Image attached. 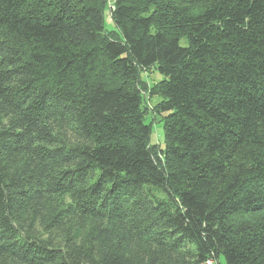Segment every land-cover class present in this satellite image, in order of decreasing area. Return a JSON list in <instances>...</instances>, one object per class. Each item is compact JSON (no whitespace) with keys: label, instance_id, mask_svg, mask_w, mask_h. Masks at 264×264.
Instances as JSON below:
<instances>
[{"label":"trees","instance_id":"trees-1","mask_svg":"<svg viewBox=\"0 0 264 264\" xmlns=\"http://www.w3.org/2000/svg\"><path fill=\"white\" fill-rule=\"evenodd\" d=\"M110 1L0 0V264H264V0Z\"/></svg>","mask_w":264,"mask_h":264},{"label":"rangeland","instance_id":"rangeland-1","mask_svg":"<svg viewBox=\"0 0 264 264\" xmlns=\"http://www.w3.org/2000/svg\"><path fill=\"white\" fill-rule=\"evenodd\" d=\"M114 2V0H111L110 3ZM107 15V14H106ZM112 20L107 18L106 24L108 29H113V25L111 24ZM142 82L146 85L147 91L144 93L145 95V103L144 106L146 107L149 115L146 119L147 123L152 124L153 134L151 137V143L152 145L158 146L160 149H165V142H164V131L161 123V118L157 115L156 107L157 105L163 100L159 96H154L151 94L153 91V88L158 84L163 77L156 71L155 67H152L148 71L142 72ZM160 196V195H159ZM161 197V196H160ZM64 200H57L56 202L52 203H58L62 202ZM67 201V200H65ZM55 208V207H53ZM59 205L57 206V209L52 210L55 211V214L59 213ZM74 220V219H73ZM103 224H99V222H95L93 220H87L78 223L77 225L70 228L71 231L74 233L78 231V237H83L86 242H89L87 240H91L92 242L96 239L103 240L105 237L103 233L109 235L111 233L110 230L112 228L109 224L105 222H102ZM97 242V241H96Z\"/></svg>","mask_w":264,"mask_h":264}]
</instances>
